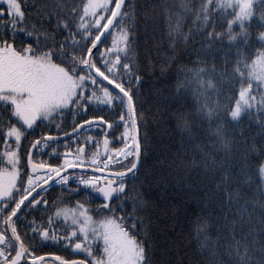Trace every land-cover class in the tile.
Returning <instances> with one entry per match:
<instances>
[{
  "label": "snow or ice",
  "instance_id": "1",
  "mask_svg": "<svg viewBox=\"0 0 264 264\" xmlns=\"http://www.w3.org/2000/svg\"><path fill=\"white\" fill-rule=\"evenodd\" d=\"M191 3L179 0L176 11L167 0L162 4L170 46L181 36L185 44L192 41L196 52L193 66L182 68L185 74L176 84V95L190 92L195 103L175 114L176 127L191 141L195 125L206 122L210 134L205 144L189 149L198 159L183 164L202 165L213 178L207 195L223 189V199L235 201L238 193L229 187L234 178L226 166L233 139L224 123L255 114L264 129V0H197L194 8ZM188 13L195 30L183 32V14ZM136 19L134 0H0V264H154L143 218L136 223L137 202L123 214L127 181L136 179L141 162ZM222 40L232 49L231 55L221 53L224 67L202 63L201 54L210 55ZM97 101L114 119L88 114ZM69 114L74 126L60 131ZM45 124L47 131L41 127L23 144L29 132ZM93 130L100 134L97 147L87 153L85 143L94 137L79 136ZM59 146L65 150L57 155ZM250 150L264 156V145ZM90 166L102 174L76 175ZM258 172L264 181V161ZM49 181L69 195L53 202L46 220L43 211L30 218L35 209L48 207L41 185ZM80 192L83 201L71 209L56 207ZM98 198L102 202L93 207L90 201ZM258 207L255 218L247 206L231 219L225 212L215 236L209 234V216H197L194 234L209 264H264V201ZM49 241L65 252L70 249L68 256L43 251L52 246Z\"/></svg>",
  "mask_w": 264,
  "mask_h": 264
},
{
  "label": "trees",
  "instance_id": "2",
  "mask_svg": "<svg viewBox=\"0 0 264 264\" xmlns=\"http://www.w3.org/2000/svg\"><path fill=\"white\" fill-rule=\"evenodd\" d=\"M31 4L32 0H22ZM114 2V0H113ZM176 11L179 0H167ZM197 0H192L191 7H195ZM164 0H134L136 10L134 63L139 69L141 81L139 82V98L136 105L138 114H143L139 126V139L141 143V162L136 179L127 181V189L124 193L125 211L124 215L133 208V201L137 202L138 210L135 212L136 223L139 226L140 218L144 221V233L151 244L152 261L154 264H209L207 251L198 247L199 241L195 237V221L197 216L207 214L210 218L209 234H217L216 225L224 224V213L227 212L231 219L234 212L243 206H247L253 217H258L260 208L259 202L264 201V181L259 177L258 166L264 161V156L258 151H251V146L260 148L264 145V129L252 116L242 115L239 121L225 122L226 134L232 137V155L226 166L234 178L230 189L238 193L237 200L225 201L223 189L219 192L213 190L212 195H207L213 189L214 180L205 172L202 165L192 163L184 166V161H192L198 153L189 151L193 145L205 144L209 139L207 123H197L194 127L196 139L189 140L187 134H182L176 127L175 114L182 109H188L195 103L191 93L176 95V84L184 76V67H192L196 55L193 43L190 40L187 44L181 36H177L175 46L171 45V37L167 34L168 29L162 12ZM29 11V9H25ZM172 23H175L173 19ZM181 29L188 32L193 28V17L191 13L183 14ZM258 27L253 22L252 36L253 46L255 44V33ZM197 41L200 37H195ZM111 41L109 34L108 42ZM215 51L210 55L201 54V62L215 63L218 67H224L221 53L232 54V49L227 40H222L213 45ZM227 85L225 86V96ZM106 115L109 119L114 116L104 111L99 101L92 105L88 114ZM86 118V117H83ZM79 122L78 120L76 121ZM60 131L68 132L73 125V118L69 114ZM41 127L47 131V126H37L35 133L29 132L23 144L27 145L35 135L41 133ZM55 130V125L52 126ZM92 135L93 141L85 143V150L91 153L97 147L96 141L99 133L96 131L80 133L79 138L83 140L86 136ZM115 135V134H113ZM60 145L64 141L60 140ZM118 145L110 144V147ZM69 147H75L70 144ZM62 146L57 147V155L64 152ZM49 151L44 152L42 159L49 156ZM58 163V160H53ZM180 165V166H178ZM103 165H101L102 167ZM81 174V173H80ZM82 175V174H81ZM75 185V180L71 186ZM83 187V186H81ZM47 208L40 207L30 213L38 218L44 212V219L52 209L53 202L60 197H67L69 193L59 185L49 186L45 189ZM84 192L78 195L73 194L71 199H64L62 204L56 207L67 206L71 209L77 201L84 199ZM143 201V203H140ZM254 202L257 205L254 208ZM95 207L97 200H91ZM62 219V218H61ZM131 223V221H129ZM139 230V227H138ZM223 234V228H221ZM52 246H46L48 251H55L59 255L68 256L63 251V246H55V242H46ZM223 258V250H220Z\"/></svg>",
  "mask_w": 264,
  "mask_h": 264
},
{
  "label": "water",
  "instance_id": "3",
  "mask_svg": "<svg viewBox=\"0 0 264 264\" xmlns=\"http://www.w3.org/2000/svg\"><path fill=\"white\" fill-rule=\"evenodd\" d=\"M70 138V136H69ZM62 139V138H61ZM103 150V149H101ZM66 172L68 171H72L71 169H66L65 170ZM76 171H81V172H84V173H92V174H97V175H101L102 173H100L97 168H92V167H88L87 169H77ZM53 181H54V178H53ZM53 181H49L48 185L51 184ZM47 185V186H48ZM42 188H45L46 186L44 185H41ZM95 195L99 196L98 193H95Z\"/></svg>",
  "mask_w": 264,
  "mask_h": 264
},
{
  "label": "flooded vegetation",
  "instance_id": "4",
  "mask_svg": "<svg viewBox=\"0 0 264 264\" xmlns=\"http://www.w3.org/2000/svg\"><path fill=\"white\" fill-rule=\"evenodd\" d=\"M102 167H103V166H102ZM96 200L98 201V204L102 202V198H98V199H96ZM41 207H43V205H42ZM48 249H49V248H47V247H43V251H48Z\"/></svg>",
  "mask_w": 264,
  "mask_h": 264
},
{
  "label": "rangeland",
  "instance_id": "5",
  "mask_svg": "<svg viewBox=\"0 0 264 264\" xmlns=\"http://www.w3.org/2000/svg\"><path fill=\"white\" fill-rule=\"evenodd\" d=\"M69 173H70V172H69ZM76 175H77V176H80L81 174L76 172Z\"/></svg>",
  "mask_w": 264,
  "mask_h": 264
}]
</instances>
